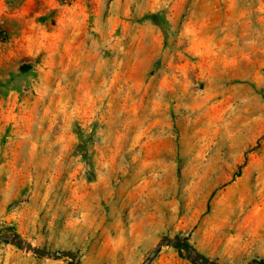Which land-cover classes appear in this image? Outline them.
<instances>
[{
    "label": "rangeland",
    "instance_id": "rangeland-1",
    "mask_svg": "<svg viewBox=\"0 0 264 264\" xmlns=\"http://www.w3.org/2000/svg\"><path fill=\"white\" fill-rule=\"evenodd\" d=\"M0 232L264 263V0H0ZM0 264L73 262L0 240Z\"/></svg>",
    "mask_w": 264,
    "mask_h": 264
},
{
    "label": "water",
    "instance_id": "water-1",
    "mask_svg": "<svg viewBox=\"0 0 264 264\" xmlns=\"http://www.w3.org/2000/svg\"><path fill=\"white\" fill-rule=\"evenodd\" d=\"M0 240L10 243L20 249H23L35 256L44 258V259H58L60 257H66L70 259L73 264H80L79 259L76 254L70 251H48L39 247L32 245L30 242L18 237L16 234H4L0 232ZM184 246L187 250L188 258L194 262L195 264H218L214 261H210L198 253H196L187 243L186 239L183 238H175V239H162L160 240L151 250L148 258L142 264H149L151 260L154 258L156 253L162 247L168 246ZM247 264H264L259 261H251Z\"/></svg>",
    "mask_w": 264,
    "mask_h": 264
},
{
    "label": "trees",
    "instance_id": "trees-1",
    "mask_svg": "<svg viewBox=\"0 0 264 264\" xmlns=\"http://www.w3.org/2000/svg\"><path fill=\"white\" fill-rule=\"evenodd\" d=\"M176 249L180 250V249H186L184 246H181V245H177L175 246ZM193 264H195L194 262H192Z\"/></svg>",
    "mask_w": 264,
    "mask_h": 264
}]
</instances>
